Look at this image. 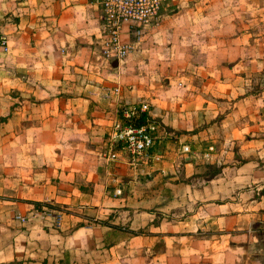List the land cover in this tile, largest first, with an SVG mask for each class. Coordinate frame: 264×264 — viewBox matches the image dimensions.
Masks as SVG:
<instances>
[{
	"label": "crops",
	"instance_id": "0c3cea01",
	"mask_svg": "<svg viewBox=\"0 0 264 264\" xmlns=\"http://www.w3.org/2000/svg\"><path fill=\"white\" fill-rule=\"evenodd\" d=\"M159 17L120 58L101 0H0V264H264V0ZM144 101L154 144L110 160Z\"/></svg>",
	"mask_w": 264,
	"mask_h": 264
},
{
	"label": "built area",
	"instance_id": "2783aa9c",
	"mask_svg": "<svg viewBox=\"0 0 264 264\" xmlns=\"http://www.w3.org/2000/svg\"><path fill=\"white\" fill-rule=\"evenodd\" d=\"M162 0H101L104 39L102 41V53L106 56L114 55L124 57L133 50V42H122L119 39L120 23L129 21L135 26V36H140L141 28L147 26L149 17L157 15ZM0 51L7 52L8 45L6 38L0 36ZM117 88L105 87V95H111ZM147 102L131 104L122 108V115L130 117L147 111ZM156 123L150 118L139 126L131 123L123 124L117 121L113 128V139L109 141V148L105 151V156L110 160L116 157L115 144L121 142L130 153H139L147 150L154 144L156 137ZM183 151H189V144L182 145ZM121 188L116 187L115 193L120 194ZM53 216L54 222L58 223L61 219V212L50 206L43 205L30 214H17L16 218L28 220L31 216Z\"/></svg>",
	"mask_w": 264,
	"mask_h": 264
},
{
	"label": "rangeland",
	"instance_id": "374dc122",
	"mask_svg": "<svg viewBox=\"0 0 264 264\" xmlns=\"http://www.w3.org/2000/svg\"><path fill=\"white\" fill-rule=\"evenodd\" d=\"M160 8H161V6H160ZM159 12H160V9H159L157 15H153V16L149 17V22H147L148 25L141 28V33L139 34L140 35L139 37L135 36V26L134 25H131V23H129V21H122L120 23L119 33L121 32V28L124 24H126V25L129 24L128 29H130L129 31L131 32V37L127 40H123L119 37L120 41H122V42H133L134 43L133 50L139 48L142 45V43L145 42V40H146L144 37L145 33L150 28H154L153 26L158 25V23L162 20V18L159 17ZM212 171H213V169H212Z\"/></svg>",
	"mask_w": 264,
	"mask_h": 264
},
{
	"label": "trees",
	"instance_id": "16d2710c",
	"mask_svg": "<svg viewBox=\"0 0 264 264\" xmlns=\"http://www.w3.org/2000/svg\"><path fill=\"white\" fill-rule=\"evenodd\" d=\"M121 111H122V109L120 108L118 110V117L123 124L131 123L134 126H139L140 124L146 122L147 118H150L147 111H143V112L139 113L138 115H134V116H130V117L123 116ZM219 168H220V166H213L214 171H218Z\"/></svg>",
	"mask_w": 264,
	"mask_h": 264
}]
</instances>
